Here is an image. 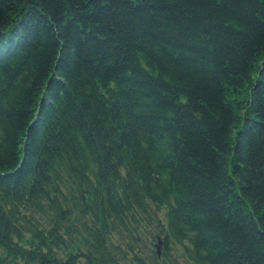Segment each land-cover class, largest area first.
Masks as SVG:
<instances>
[{
	"label": "trees",
	"instance_id": "trees-1",
	"mask_svg": "<svg viewBox=\"0 0 264 264\" xmlns=\"http://www.w3.org/2000/svg\"><path fill=\"white\" fill-rule=\"evenodd\" d=\"M0 264H264V0H0Z\"/></svg>",
	"mask_w": 264,
	"mask_h": 264
},
{
	"label": "water",
	"instance_id": "water-1",
	"mask_svg": "<svg viewBox=\"0 0 264 264\" xmlns=\"http://www.w3.org/2000/svg\"><path fill=\"white\" fill-rule=\"evenodd\" d=\"M162 242H161V240H160V242H159V244H161Z\"/></svg>",
	"mask_w": 264,
	"mask_h": 264
}]
</instances>
